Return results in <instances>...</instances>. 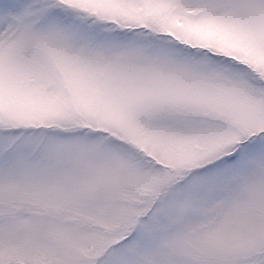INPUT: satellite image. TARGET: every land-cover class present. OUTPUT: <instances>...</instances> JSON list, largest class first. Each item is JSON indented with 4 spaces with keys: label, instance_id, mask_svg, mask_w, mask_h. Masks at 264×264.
Listing matches in <instances>:
<instances>
[{
    "label": "snow or ice",
    "instance_id": "snow-or-ice-1",
    "mask_svg": "<svg viewBox=\"0 0 264 264\" xmlns=\"http://www.w3.org/2000/svg\"><path fill=\"white\" fill-rule=\"evenodd\" d=\"M0 264H264V0H0Z\"/></svg>",
    "mask_w": 264,
    "mask_h": 264
}]
</instances>
